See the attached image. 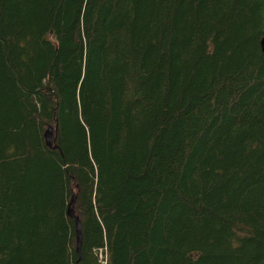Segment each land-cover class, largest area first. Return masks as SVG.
<instances>
[{"label": "trees", "instance_id": "1", "mask_svg": "<svg viewBox=\"0 0 264 264\" xmlns=\"http://www.w3.org/2000/svg\"><path fill=\"white\" fill-rule=\"evenodd\" d=\"M263 36L264 0H0V264H264Z\"/></svg>", "mask_w": 264, "mask_h": 264}, {"label": "water", "instance_id": "2", "mask_svg": "<svg viewBox=\"0 0 264 264\" xmlns=\"http://www.w3.org/2000/svg\"><path fill=\"white\" fill-rule=\"evenodd\" d=\"M261 47L263 49L264 52V36L261 39ZM46 139H47V143L51 146L53 144V136H52V128L48 129V131L46 132ZM76 202V198L75 196L72 198V201L70 203V208H69V215L71 217H75L77 220V234H78V251H80L81 249V245H82V227H81V223L78 219V217L75 214L74 208L73 206L75 205Z\"/></svg>", "mask_w": 264, "mask_h": 264}, {"label": "built area", "instance_id": "3", "mask_svg": "<svg viewBox=\"0 0 264 264\" xmlns=\"http://www.w3.org/2000/svg\"><path fill=\"white\" fill-rule=\"evenodd\" d=\"M98 252H99V254H100V256L102 255V254H107V258H106V260H102V264H108V259H109V256H108V247L107 246H105V248L103 247V248H99L98 250H96V253H97V255H98ZM102 257V256H101Z\"/></svg>", "mask_w": 264, "mask_h": 264}, {"label": "rangeland", "instance_id": "4", "mask_svg": "<svg viewBox=\"0 0 264 264\" xmlns=\"http://www.w3.org/2000/svg\"><path fill=\"white\" fill-rule=\"evenodd\" d=\"M105 248V247H104ZM97 254V253H96ZM98 259H99V262H102V260H106V258H107V254H102L101 256H100V254H99V252H98Z\"/></svg>", "mask_w": 264, "mask_h": 264}, {"label": "bare ground", "instance_id": "5", "mask_svg": "<svg viewBox=\"0 0 264 264\" xmlns=\"http://www.w3.org/2000/svg\"><path fill=\"white\" fill-rule=\"evenodd\" d=\"M263 50V49H262Z\"/></svg>", "mask_w": 264, "mask_h": 264}]
</instances>
